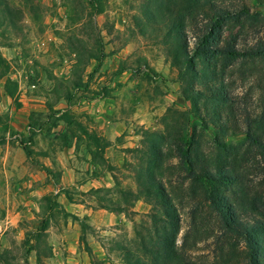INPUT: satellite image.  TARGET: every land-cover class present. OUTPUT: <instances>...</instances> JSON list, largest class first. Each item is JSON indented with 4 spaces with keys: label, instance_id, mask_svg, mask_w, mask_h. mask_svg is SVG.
Returning <instances> with one entry per match:
<instances>
[{
    "label": "rangeland",
    "instance_id": "374dc122",
    "mask_svg": "<svg viewBox=\"0 0 264 264\" xmlns=\"http://www.w3.org/2000/svg\"><path fill=\"white\" fill-rule=\"evenodd\" d=\"M211 1L232 12L231 18L221 25V43L230 40L241 51L259 49L261 52L258 56H239L224 66L222 79L233 107V116H229L232 125L224 132L213 123L199 122L191 111V103L183 98V82L178 79V70L167 56L159 32L143 33L139 29L137 23L144 20L145 5L153 6L149 0H101V12H97L89 0H11L17 11L14 16L17 23L12 25L5 21L0 25V99L4 77L9 81H14L11 79L15 76L22 79L28 96L43 99L47 105L55 106V110L67 104L63 96L75 95L73 104L78 106L71 111H77L88 99L95 96H100L95 100L102 99L101 93L109 87V95L114 100L113 113L116 109L117 114L120 111L129 121L138 114L137 118L144 121L142 131L167 137L180 135L182 141L188 133V138L193 137L196 160L202 159V163L209 166L218 162L236 163L242 185L218 186L220 196L236 204L243 197L249 200L264 196L263 160L258 148L245 136V132L251 130L264 138L261 123L264 0ZM246 12L252 16L244 15ZM187 35L191 47L195 36L192 30H188ZM102 52V61L97 63L91 55ZM79 78L87 81L83 92L73 86ZM32 81L37 87L26 88ZM197 87L202 85L197 84ZM42 136L37 140L39 147L48 146L57 159L59 153L52 132ZM146 149L147 144H143L142 153H124L126 165L114 171L123 188L138 189L134 172L139 164L147 165ZM4 152L0 151V264H38L35 250L27 252L29 245L36 243V234L46 217L49 225L39 243L42 264H88V253L81 242L74 246L80 223L67 217L60 207H53V215L43 210L42 195L54 194L52 181L41 179L36 170L34 176L29 174L30 168L24 167L27 161H23L22 168L14 170L3 158ZM181 159L179 155L169 154L160 171L180 217L177 244H181L183 234L188 231L184 253L195 264H249L244 241L223 227L217 213L203 198L199 184L186 178ZM77 166L76 183L91 178L82 161ZM32 177L36 180L29 186ZM80 189L78 185L70 191L76 200L83 199L90 210V205L96 204L95 198L92 194L81 195ZM247 209L242 213L243 220L252 216ZM157 214L160 218L155 219L152 215ZM164 218L163 210L141 198L128 217L120 220L109 219L108 211L92 212L85 220L84 237L96 254L102 255L100 248H103L105 261L124 264L114 248L115 243H129L137 237V231L143 236L156 232Z\"/></svg>",
    "mask_w": 264,
    "mask_h": 264
},
{
    "label": "trees",
    "instance_id": "16d2710c",
    "mask_svg": "<svg viewBox=\"0 0 264 264\" xmlns=\"http://www.w3.org/2000/svg\"><path fill=\"white\" fill-rule=\"evenodd\" d=\"M92 7L97 12L102 11L101 0H89ZM153 5H145L143 10L144 20L138 21L139 29L146 33L156 31L161 35L167 56L175 64L178 72V79L183 82V98L191 103V111L199 122L208 125L213 123L222 132L232 125V103L231 96L225 89V82L222 79V72L225 65L230 64L239 56H258L259 49L241 51L235 47L230 40L222 42L221 25L231 18V11L211 0H149ZM33 6V5H32ZM17 11L12 7L11 0H0V25L7 21L16 25L15 15ZM246 16L248 12L244 13ZM192 30L195 41L190 47L187 31ZM97 63L102 61L104 52L91 55ZM199 62V64H198ZM222 63V65H221ZM145 66H147L145 64ZM58 80V79H57ZM197 84L202 87H197ZM77 90H84L87 81L79 78L74 83ZM17 84L14 81L6 80L5 92L14 97ZM103 91L102 93H105ZM62 97V96H61ZM66 102L74 98V94L62 97ZM203 100V107L201 106ZM50 113L54 112L53 105L50 104ZM212 109V111H207ZM225 111L223 114L222 111ZM70 125L74 122L67 110L55 117ZM261 123L264 126V111L261 116ZM34 125L29 123V127ZM76 126H80L76 123ZM236 134V131H234ZM93 142H97L96 137L86 133ZM142 144H147V165L139 164L135 167L134 178L137 190L132 191L121 186L120 181L114 177L115 185L111 188L91 189V194L95 196L97 204L107 210L124 213L128 217L137 200L146 199L152 205L159 207L166 215L161 228L156 232H148L143 236L137 231V237L129 243L116 242L114 248L119 251L124 264H195L188 259L185 245L188 240V231L183 234L181 244H177V236L180 231V217L176 212L173 198L168 193L167 187L161 178L160 171L165 158L169 154L181 156V168L185 170L186 178L193 179L199 184L203 193V198L209 202L211 207L220 218L223 227L229 232L239 236L245 243L249 264H264V196H254L248 200L243 197L239 204L233 203L228 197L220 196L217 193L218 186L232 187L242 185L241 173L237 166L228 162H218L209 166V163H202V159L193 153V137L188 138V133L184 134L185 140L180 135L158 134L149 131H141ZM246 138L255 145L263 160V181H264V138L256 132L247 130ZM32 137L19 138V142L27 155L32 156L33 150L29 146ZM63 144L68 143V135L62 134ZM168 146V147H167ZM141 147L134 150L142 153ZM93 158H97L98 153L91 151ZM236 155L232 153V158ZM43 170L51 173L50 169L42 166ZM45 207L43 210L53 215V207H61L54 196L45 195ZM250 209L252 216L249 220H243L242 213ZM63 210V209H62ZM156 214V213H155ZM155 219L159 215H152ZM77 219V217L73 216ZM79 220V219H77ZM49 225V219L42 220L39 232L36 234V243L29 245L28 252L35 250L38 264H42L40 259V240L43 238ZM81 236L84 243V250L88 253L91 263L98 264L93 251L87 244L84 237L87 227L85 220L80 219ZM48 251L49 248H48Z\"/></svg>",
    "mask_w": 264,
    "mask_h": 264
},
{
    "label": "crops",
    "instance_id": "0c3cea01",
    "mask_svg": "<svg viewBox=\"0 0 264 264\" xmlns=\"http://www.w3.org/2000/svg\"><path fill=\"white\" fill-rule=\"evenodd\" d=\"M23 78H26V76ZM6 80L7 77H4L3 93L0 99V151H5L3 158L7 159L8 164L14 170H17L19 167L22 168L24 166L22 165L23 161H27L24 167L25 169L26 167L30 168L29 174L32 175L34 170H36L41 179L51 180L54 186L52 188L54 198L60 203L65 215L72 220L74 219V221L79 223L80 219L87 221L92 212L101 210L109 212V219L116 218L120 220L122 217L124 218V213L113 212L100 207L94 195L96 204L90 205V210H88L85 201L73 198V193L70 190L74 186L79 185V188H82L80 189L82 190L81 195H91V189L113 187L115 185L114 177H116L115 169L126 165L124 164V153L141 147V131L144 121L139 120L136 113V116L133 117V120L131 118V121L120 115V111L117 114L116 109L113 113L112 109L115 107L112 102L114 100L109 95L111 90L109 87H105L106 93H101L102 99L95 100V97H100L95 96L91 100L88 99L89 101L86 103L81 102L82 104L79 105L77 111H71V108L78 106L73 104V100L70 102L65 101L67 104L64 108L55 110V106H53L55 113L52 116H48L50 110L46 101L43 99L38 100L37 96H28L26 94L27 89L23 88L22 79L16 76L11 79L17 84V92L14 97L9 96L5 92ZM25 86L28 89L37 87L33 81ZM86 89L78 90V92H83ZM83 94L87 95L86 92ZM65 110L68 111L74 122L70 127L63 120L55 119L56 116ZM29 123L34 126L29 127ZM76 123H79L80 126H76ZM47 132H52V136L55 139L53 140L56 141L57 153H59L57 159L52 156V151L48 146L40 148V144L37 142L38 138L43 137L42 135L45 136ZM63 133L68 135V143L66 144H63L60 138ZM86 133L94 135L97 142H93L94 140H91ZM29 136L32 137L29 141V146L33 150V154L27 157L19 142V138ZM91 151H96L99 156L96 159L93 158ZM56 160H59L61 165H58ZM79 161L85 164L87 172L89 169L88 173L91 178L76 183L75 174H77L76 169ZM42 166L49 168L51 173L43 170ZM54 168L58 171H55ZM12 175L15 174L12 173ZM33 180L36 179L32 177L28 184L29 186L32 185V182H35ZM45 195L44 193L42 197ZM137 201L140 202V200ZM73 216L79 220L73 218ZM79 230L80 233H78V238L76 237L75 239L74 246L81 242V225H79ZM81 244L84 247V243L81 242ZM87 244L92 248L88 241ZM95 252L96 250H93V253ZM100 252L102 255L95 253L97 258L103 264H112L105 261L103 248H100ZM88 264H92L89 255Z\"/></svg>",
    "mask_w": 264,
    "mask_h": 264
}]
</instances>
